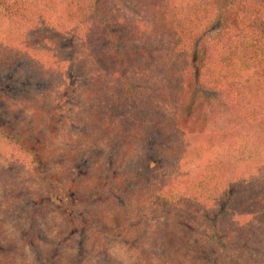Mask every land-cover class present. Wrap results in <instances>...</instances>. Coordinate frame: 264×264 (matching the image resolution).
<instances>
[{"label": "trees", "instance_id": "obj_1", "mask_svg": "<svg viewBox=\"0 0 264 264\" xmlns=\"http://www.w3.org/2000/svg\"><path fill=\"white\" fill-rule=\"evenodd\" d=\"M0 78L35 108L0 122V264H118L117 212L149 230L132 264H264V0H0Z\"/></svg>", "mask_w": 264, "mask_h": 264}, {"label": "rangeland", "instance_id": "obj_2", "mask_svg": "<svg viewBox=\"0 0 264 264\" xmlns=\"http://www.w3.org/2000/svg\"><path fill=\"white\" fill-rule=\"evenodd\" d=\"M175 2L178 5L186 4V0H175ZM220 28V22L214 23L205 31L203 39L209 44L218 42L220 38ZM201 48L202 44L199 43L197 45V49L202 50ZM7 79L0 78V122L2 124H10L7 119L9 110L12 111L13 119L18 120L19 116H23L24 120L26 119L25 117H27V115L32 112L30 109H35L33 108L31 100L28 98L23 100L20 96V93H17L18 91L10 85ZM215 95V92L205 91V96L207 97L213 98ZM59 121L60 119L57 120L56 123ZM240 144L243 145V143L237 142V145ZM3 158L4 157L0 156V172H3V170H5L4 168L7 170L10 168L12 174L21 177V168L8 165ZM44 196L46 204L57 211L56 215L59 221H66L68 224L72 223L74 219H77L78 227H83L87 224V221L82 216V214L73 208V204L76 201L73 190L69 189L67 192L61 193L57 188L49 187L47 191L44 192ZM100 227L101 230L103 228L104 231L102 232L105 234V240H107L108 244L112 246V250L116 248L114 251H111V253L117 250V253L115 254L118 257V264H132V259H130L125 254L127 251L128 242L122 241L123 239L133 242V252H135L137 248L146 243L149 235V230L147 228H137L138 223L132 220L131 222L128 221L121 212L113 213L112 215L108 216L106 221L101 224ZM9 229L10 235L13 234V236L18 237L19 234V239H21L19 230L17 228ZM71 244L74 245V252L76 254L79 256H87L92 260V262H95L97 259H99V256H101L100 239H97V236L95 238H89L88 235H85L84 231H82L79 233L77 241L72 242ZM19 258L20 263L22 261L23 264H26L22 254H20ZM101 258L102 256L100 259ZM157 264L164 263L158 261Z\"/></svg>", "mask_w": 264, "mask_h": 264}]
</instances>
